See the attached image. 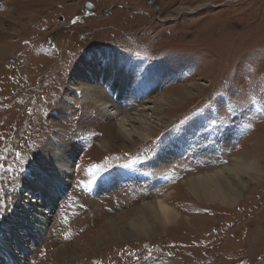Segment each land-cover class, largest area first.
I'll use <instances>...</instances> for the list:
<instances>
[{"label":"rangeland","instance_id":"obj_1","mask_svg":"<svg viewBox=\"0 0 264 264\" xmlns=\"http://www.w3.org/2000/svg\"><path fill=\"white\" fill-rule=\"evenodd\" d=\"M98 73L92 93L104 90L128 127L165 93L156 109L167 118L150 138L103 147L117 119L78 86L79 74ZM50 148L71 151L72 172L51 210L25 186L39 188L44 174L31 176ZM237 157L255 169L229 178L246 186L232 205L205 204L186 186ZM95 185L110 194L91 196ZM162 195L193 223L136 234L139 206ZM20 197L34 201L29 223L45 213L36 241L14 218ZM14 237L24 264H264V0H0V253Z\"/></svg>","mask_w":264,"mask_h":264},{"label":"bare ground","instance_id":"obj_2","mask_svg":"<svg viewBox=\"0 0 264 264\" xmlns=\"http://www.w3.org/2000/svg\"><path fill=\"white\" fill-rule=\"evenodd\" d=\"M103 75L108 77L109 74L103 73ZM101 76L102 74L98 73L95 75H90L87 77V79H84V76L82 74H79L80 79L78 81V84L79 83L80 84L78 86L83 91L82 94L85 96L86 99L89 98L93 99L95 104H98L100 108H103L108 112L110 111L111 117L117 119L116 126L118 129L109 130V131L107 130L106 138L102 140L103 147H105L108 144V142H110L109 141L110 138L114 136L121 138L122 140L125 141H131L133 136H137L138 138H148V137L150 138L151 125L156 123L161 124L167 118V116L162 115L161 112L158 109H156V105L159 106L164 104V102H166L164 97L165 93H162L160 96L155 97L154 99L147 98V100H145L146 103L143 104L141 103L142 105L140 104L141 105L140 109L134 111L133 112L134 116H131L130 119L140 122L142 126L135 127V125L133 126L132 124L130 127H128L130 123H128V120L126 121L124 119L123 115L117 109V106L113 103V101L111 99L109 100L108 96L104 94V90H101L102 93L100 91H98V93H95L94 91L95 94L92 93L93 86L90 83H93L96 77H101ZM113 86L114 88H119V89L120 87H122L123 92L125 91V89L129 90L127 87L124 88L122 86L120 80L117 77L113 80ZM181 88L186 90V86H182ZM181 88H177V87L172 88L171 91H175ZM99 89H103V88L99 87ZM109 94L111 93L109 92ZM129 98L130 96L128 95L124 97L125 101ZM148 102H151V104L154 106H148L147 105ZM107 107L109 109H107ZM107 146H109V144ZM43 156L45 157V159L42 160V164L37 163V169L35 170V172L33 171L34 175H32L31 177L38 179L41 174H44V180L40 179L39 188L38 187L34 188L33 179L28 178L25 182V186L29 193L36 192L40 194L41 197H39V199H42L41 203L43 204V206L50 207L49 210H51L52 207L55 204H57L58 201H60L61 199L60 197L63 196V192L65 190L64 186L60 182V179L64 181L65 185H67V183L69 182L68 178L72 174V172L69 170V167L68 169H66L67 166H69L70 164V159L68 160L67 157L69 156V158H71V151L68 148H63L62 152H60V150L57 149L54 150L50 148L47 151H45V154ZM246 161L248 162V160ZM246 161L237 157L233 159L231 166H229L230 165L229 164L223 169H213L210 171L204 170V172H199L196 175L190 176L186 180V184H187L186 186L191 191V193H193V195L197 197V199L204 202L205 204H212V205L219 204V206H224V205L227 206L228 204L232 205V203H234L239 199V191L241 192V190L246 186L242 183L241 184L239 183L240 185L232 184L229 178H232L231 176H234L239 182H241L240 178H242V175L244 174L245 171L244 169L248 170L251 169L253 166L252 163L251 164L246 163ZM64 168L66 169V171H64ZM254 169H255V165L251 170ZM255 172H259V169L256 170ZM245 174H247V172H245ZM111 179L112 177L103 178L102 179L103 185L106 186L107 182L111 181ZM96 187L97 185H95L92 189H95ZM99 190L90 189V191H92L93 193L98 192L99 194H103V193L107 194V192L103 190L101 187H99ZM33 202L34 201H30L29 206H33L32 205ZM29 206L26 204V202H24V199H21L20 197V201L17 200L16 202L13 215L14 218L17 217L21 223L28 225L23 229L24 233H26L25 238L36 241L40 238L41 234L44 232L47 225V221L44 212L40 214L41 216L36 217L33 222L29 223L28 221H26L28 217L33 212H35V209H32ZM38 208H41V206H39ZM139 208H140L139 209L140 214L138 218L135 217L139 221L136 222L137 224L131 223L130 225V228L136 234L140 232L149 234L151 233L149 231H156V229H162L166 231L167 228H170L171 226H175L181 223V221L184 222V224L187 226L193 223L192 218H186V217L183 218L182 214L176 211V209L173 208L167 202V197L165 195H162L160 197L156 196V198L152 202H146L140 205ZM39 212L40 211L38 210L37 213ZM194 219L201 220L196 217H194ZM110 221H112L113 228L117 232H120V230L125 228V223L119 216L114 219L112 218V220ZM33 224H36V226H33ZM31 229H33L34 231L32 232ZM37 236H39V238H37ZM13 240H14L13 247H10L9 251L7 250V242L5 240L1 242L2 244H6L5 251L0 253L1 261L4 260V264H24L26 258L25 251L27 249L23 248V245L19 244V240L17 237H14ZM14 247H16L20 251V254L23 255H19L18 253H16V248ZM28 250L31 251L30 249ZM3 253H5L6 256H2Z\"/></svg>","mask_w":264,"mask_h":264},{"label":"snow or ice","instance_id":"obj_3","mask_svg":"<svg viewBox=\"0 0 264 264\" xmlns=\"http://www.w3.org/2000/svg\"><path fill=\"white\" fill-rule=\"evenodd\" d=\"M99 165H93L92 169H90L89 171H93V170H98L99 169Z\"/></svg>","mask_w":264,"mask_h":264}]
</instances>
